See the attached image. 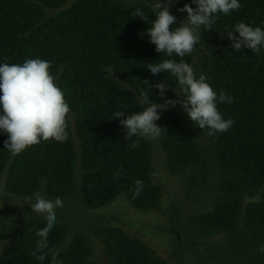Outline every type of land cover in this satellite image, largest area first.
<instances>
[{
    "label": "trees",
    "instance_id": "1",
    "mask_svg": "<svg viewBox=\"0 0 264 264\" xmlns=\"http://www.w3.org/2000/svg\"><path fill=\"white\" fill-rule=\"evenodd\" d=\"M150 3L0 0V62L48 60L69 104L63 142L41 141L12 156L4 149L7 135L0 134V186L6 193L25 199L39 190L64 201L47 237L48 249L58 250L55 262L50 254L42 261L32 255L42 216L11 225L0 211V264H170L117 214L99 212L84 224L72 217L79 208L89 214L123 199L138 210L169 215L166 231L173 227L176 233V254L189 252L196 264H264V53L237 52L226 34L239 21L264 27V0H241L240 9L218 14L195 49L197 75L206 74L217 92L233 98L218 105L232 127L209 136L185 112L168 109L156 122L164 128L161 137H133L139 143L132 149L113 114L139 110L136 96L147 90L144 80L157 103L162 100L156 83L170 85L168 97L176 88L171 74L153 76L147 68L167 58L146 34L156 19ZM190 3L177 0L172 6L177 10ZM135 9L146 19L134 16ZM171 12L177 17L174 26L187 17ZM195 50L183 59L192 64ZM156 150L164 155L168 173L185 180L187 197L201 203L198 210L184 214L173 204L168 214L165 190L155 180ZM136 180L143 185L139 194Z\"/></svg>",
    "mask_w": 264,
    "mask_h": 264
},
{
    "label": "clouds",
    "instance_id": "2",
    "mask_svg": "<svg viewBox=\"0 0 264 264\" xmlns=\"http://www.w3.org/2000/svg\"><path fill=\"white\" fill-rule=\"evenodd\" d=\"M175 3L177 0H151L150 12L155 13L156 19L152 20L146 34L155 45V50L167 57L147 63V68L153 76L171 74L175 78L176 88L172 90L177 98L166 95L170 85L163 81L155 84L162 102L153 101L149 94L151 85L144 80L147 90L139 91L136 96L139 110H119L113 114L112 118H119L126 133L125 139L131 142L129 146L132 149L139 143V139L133 140V137L159 139L164 128L156 122L164 111L175 108L177 104L193 124L206 130L209 136L224 133L233 125V120L226 119L218 108L219 104H231L233 98L224 90L217 92L207 75H197L193 65L183 58L192 55L200 44L203 31L213 29L218 14L230 15L240 9L241 0H191L190 4L177 9L187 13L186 19L178 26H174L177 17L170 11ZM134 16L146 19L140 9L134 10ZM226 34L235 51L248 48L257 55L264 53V27L239 21ZM57 80L58 77L50 72V62L46 59L28 58L23 63L0 62V134L7 135L4 149L12 156L41 141L66 140L69 104ZM135 184L136 194H139L142 181L136 180ZM25 202L30 204L31 213L45 220L36 232L38 239L32 255L37 261H42L50 254L55 262L58 250L48 249L47 237L57 223L58 209L64 207L63 199L60 196L49 197L37 190L25 197Z\"/></svg>",
    "mask_w": 264,
    "mask_h": 264
},
{
    "label": "rangeland",
    "instance_id": "3",
    "mask_svg": "<svg viewBox=\"0 0 264 264\" xmlns=\"http://www.w3.org/2000/svg\"><path fill=\"white\" fill-rule=\"evenodd\" d=\"M170 10L175 12L177 11V13L180 14V11L178 12V10H176V8L172 5ZM199 48H201V46L197 45L196 50H199ZM196 50L193 55L195 59L192 63L194 70L196 68L195 64L199 59V54ZM169 97L176 99L177 94L173 93ZM169 109L176 110L182 115L185 114L180 104H177L175 108ZM155 154V180L162 184L165 190L164 203L166 205L167 212L173 204L181 205L184 214L198 210L201 203L190 200L187 197L185 180H183L181 176H172L168 173L164 167V155L160 152V150H156ZM0 211L6 216L7 221L11 225L21 222L22 220L35 214L31 213V206L29 203L25 202L24 198L8 195L2 185L0 186ZM99 212L117 214L120 217V221L125 222V226L130 232L138 234L144 241L156 250L158 255L166 258L170 264L197 263L196 256L189 254V252H186L187 254L184 253L183 256L176 254L174 248L176 233L175 231H171L173 227H169L168 231H166V228L171 225L169 215H162L161 213H158V211L145 212L138 210L123 199L111 205L107 209L99 211L90 210L89 214H86V210L83 208H79L76 211L77 214L74 213L72 217L77 219L80 224H84L86 223L85 220L87 217L89 218L90 215H96ZM186 239L188 238L186 237ZM95 243L97 250L96 255H100V250L102 248L100 239H96Z\"/></svg>",
    "mask_w": 264,
    "mask_h": 264
}]
</instances>
